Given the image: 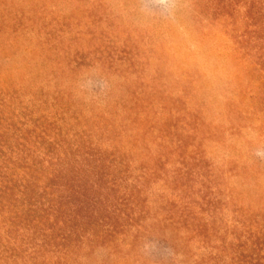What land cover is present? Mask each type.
<instances>
[{"label": "rangeland", "instance_id": "rangeland-1", "mask_svg": "<svg viewBox=\"0 0 264 264\" xmlns=\"http://www.w3.org/2000/svg\"><path fill=\"white\" fill-rule=\"evenodd\" d=\"M204 2L0 0V83L13 82L30 111L45 113L56 129L77 134L81 129L74 120L92 122L108 114V104L126 97L121 84L136 78L130 89L136 94L125 103L131 116L127 127L142 123L141 141L155 131L173 143L160 152L149 146L154 138L147 136L139 146L150 151L142 157L116 153L126 172L118 173L123 188L114 195L129 192L131 179L159 165V157L177 156L147 184L136 222L109 234L94 229L95 235L63 239L51 231L57 221L37 213L32 218L41 224L32 220L29 231L12 228L8 242L0 234L9 248L0 264H239V259L264 264V240L253 238L264 231V79L247 76L244 60L231 64L232 46L223 25L196 15ZM106 46L117 50L113 60L105 59ZM125 48L139 54L133 68L118 57ZM65 55L76 62L67 75L58 65ZM98 62L108 64L105 70ZM36 100L44 109L34 106ZM56 109L74 120L59 128ZM102 124L107 138L110 124ZM88 142L98 143L94 154L107 146L94 132ZM180 169L183 186L169 190L163 180H173ZM44 192L38 193V202H45ZM92 204L103 209L100 202ZM248 239L256 243L255 251L249 250Z\"/></svg>", "mask_w": 264, "mask_h": 264}, {"label": "trees", "instance_id": "trees-1", "mask_svg": "<svg viewBox=\"0 0 264 264\" xmlns=\"http://www.w3.org/2000/svg\"><path fill=\"white\" fill-rule=\"evenodd\" d=\"M203 8H205L203 11H197L202 7L195 9L199 18L223 25L224 34L229 38L232 46L231 64L233 60H244L249 65L245 73L247 76L257 79L260 76L264 79V0H205ZM103 49L109 52L105 50V59L113 60L111 54L117 53V50H111L109 46ZM246 49L251 53L249 57ZM119 56H123L121 61L128 63L130 68L139 64V54L135 50L121 49L118 51ZM71 57L68 55L59 57L61 74L67 75L75 70L76 62ZM98 65L105 70L108 64L98 62ZM136 81V78L127 79L121 84L120 92L126 97H121L115 106L108 104V108L105 107L108 114L97 117V120L90 118L92 122L86 119L76 122L72 117L77 124L76 127L81 129V132L74 135L64 129H56L51 125L52 118L47 119L43 116L45 113L37 114L35 111H30V107L23 100V95L19 94V89L13 82L7 80L0 83V214L3 212L0 215L1 241H10L12 228L18 227L29 231L30 228L27 227L32 225V220L34 224H41L39 218H32L37 213L47 215L51 221L56 220L57 226L51 231L58 233L63 239L86 233L95 235L94 229L99 233L109 234L122 229L128 221L136 222V218L142 212V198L147 184L163 174L160 170L162 164L177 158L175 155L167 159L165 155L159 157V165H153L151 170L145 168L134 181L129 178L132 180L129 192L124 190L123 196L121 192V196L114 195V190L123 188L121 183L123 179L121 180L118 173L126 172L125 162L115 157L116 153L121 155L129 151L137 158L142 157L144 151H150L139 146L148 139L147 136L154 138L149 140L152 144L149 146L159 147L160 152H163L165 146L173 143H166L155 131L146 133L141 141L144 133L141 131L144 127L142 123L127 127L131 116L125 103L136 94L135 91L130 92L131 88L135 89ZM136 89L138 92L139 88ZM123 99L126 100L122 102ZM32 100L35 99L32 97L29 102L32 103ZM175 101V104H180L179 99ZM34 106L39 110L44 109L40 100L38 102L36 100ZM112 108L118 111L112 113ZM67 113L62 110L58 111L57 117L54 116L60 118L55 119L61 125L59 128H65L68 119L72 120L64 117ZM101 117L107 118L101 119ZM103 122L110 124H108L110 128L105 131L107 138L102 133ZM163 129L165 130L160 131L165 134H174L172 128ZM92 132L99 134L102 144L107 145L105 150H99L97 154L91 153V150L98 147V143L92 145L88 142ZM130 133H135L136 138ZM120 134L129 141L125 143ZM139 149H141L140 154H138ZM171 178L173 180L166 176L163 180L169 190L172 186L182 187L185 172L180 169L176 176ZM35 190H39L38 193L41 194L45 191L41 200L47 201L46 203L38 202V193ZM91 202H100L103 209H94L95 205ZM115 204H120L119 208L128 209L132 216L130 217L128 212L126 214L124 210H119ZM164 206L165 204L158 208L163 209ZM88 228L93 232L87 231ZM146 231L149 233L150 228L147 227ZM256 235L254 239L264 240V231ZM3 242H0V258H6L9 249ZM248 242L249 247L253 246L249 250L255 251L256 243L249 239ZM237 261L239 264H249L244 259Z\"/></svg>", "mask_w": 264, "mask_h": 264}]
</instances>
